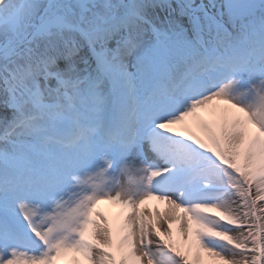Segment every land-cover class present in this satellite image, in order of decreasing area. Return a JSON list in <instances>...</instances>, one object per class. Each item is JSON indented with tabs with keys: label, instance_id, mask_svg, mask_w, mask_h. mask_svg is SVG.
<instances>
[{
	"label": "snow or ice",
	"instance_id": "6c2138e0",
	"mask_svg": "<svg viewBox=\"0 0 264 264\" xmlns=\"http://www.w3.org/2000/svg\"><path fill=\"white\" fill-rule=\"evenodd\" d=\"M62 257L264 264V0H0V264Z\"/></svg>",
	"mask_w": 264,
	"mask_h": 264
},
{
	"label": "bare ground",
	"instance_id": "6f19581e",
	"mask_svg": "<svg viewBox=\"0 0 264 264\" xmlns=\"http://www.w3.org/2000/svg\"><path fill=\"white\" fill-rule=\"evenodd\" d=\"M104 204H105V205H104V209L107 210V211L109 212V214L111 215V213H110V211L108 210V208H107V209L105 208V207H106V202H104ZM152 204L155 205L156 202L153 201ZM110 205H112V204H110ZM100 206H101V205H100ZM112 206H113V205H112ZM101 207H102V206H101ZM102 208H103V207H102ZM66 259H67L66 264H69L70 257H66Z\"/></svg>",
	"mask_w": 264,
	"mask_h": 264
},
{
	"label": "rangeland",
	"instance_id": "374dc122",
	"mask_svg": "<svg viewBox=\"0 0 264 264\" xmlns=\"http://www.w3.org/2000/svg\"><path fill=\"white\" fill-rule=\"evenodd\" d=\"M152 203V202H151ZM101 206L104 208V202L101 203ZM106 208V207H105Z\"/></svg>",
	"mask_w": 264,
	"mask_h": 264
}]
</instances>
